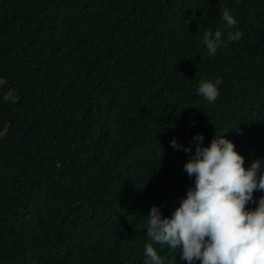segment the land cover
Here are the masks:
<instances>
[{
	"label": "trees",
	"instance_id": "16d2710c",
	"mask_svg": "<svg viewBox=\"0 0 264 264\" xmlns=\"http://www.w3.org/2000/svg\"><path fill=\"white\" fill-rule=\"evenodd\" d=\"M225 7L243 36L209 56ZM0 80V264H144L196 134L264 160V0H0Z\"/></svg>",
	"mask_w": 264,
	"mask_h": 264
},
{
	"label": "clouds",
	"instance_id": "9594fccd",
	"mask_svg": "<svg viewBox=\"0 0 264 264\" xmlns=\"http://www.w3.org/2000/svg\"><path fill=\"white\" fill-rule=\"evenodd\" d=\"M221 19L228 30L227 42L222 40L221 30H205L202 43L209 56L243 36L240 31H231L237 20L229 8L222 9ZM221 83L220 78L201 80L198 94L215 103ZM227 133L214 135L207 147L202 146V135L193 137L195 151L183 171L194 177V186L187 189L170 218L162 217L158 207L150 208L146 225L150 242L144 245V264H166L154 244L179 250L185 264H264V195L254 199L255 192L264 193V160L255 159L245 168V158L225 138ZM170 146L192 152V145L183 147L175 139ZM162 155L161 150L160 159ZM249 204L256 207L249 209ZM167 264H177V257L172 256Z\"/></svg>",
	"mask_w": 264,
	"mask_h": 264
},
{
	"label": "rangeland",
	"instance_id": "374dc122",
	"mask_svg": "<svg viewBox=\"0 0 264 264\" xmlns=\"http://www.w3.org/2000/svg\"><path fill=\"white\" fill-rule=\"evenodd\" d=\"M2 83H3V82L0 80V86L2 85Z\"/></svg>",
	"mask_w": 264,
	"mask_h": 264
}]
</instances>
